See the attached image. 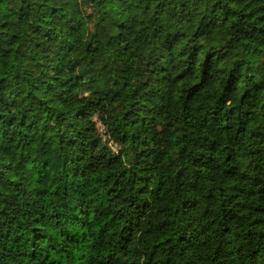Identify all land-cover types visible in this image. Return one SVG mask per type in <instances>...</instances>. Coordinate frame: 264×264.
<instances>
[{"label": "trees", "instance_id": "1", "mask_svg": "<svg viewBox=\"0 0 264 264\" xmlns=\"http://www.w3.org/2000/svg\"><path fill=\"white\" fill-rule=\"evenodd\" d=\"M0 264H264V0H0Z\"/></svg>", "mask_w": 264, "mask_h": 264}]
</instances>
